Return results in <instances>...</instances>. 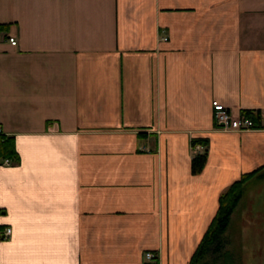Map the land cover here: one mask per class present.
I'll return each instance as SVG.
<instances>
[{
    "label": "crops",
    "instance_id": "crops-1",
    "mask_svg": "<svg viewBox=\"0 0 264 264\" xmlns=\"http://www.w3.org/2000/svg\"><path fill=\"white\" fill-rule=\"evenodd\" d=\"M0 131V264H189L264 166V0H0Z\"/></svg>",
    "mask_w": 264,
    "mask_h": 264
},
{
    "label": "trees",
    "instance_id": "trees-1",
    "mask_svg": "<svg viewBox=\"0 0 264 264\" xmlns=\"http://www.w3.org/2000/svg\"><path fill=\"white\" fill-rule=\"evenodd\" d=\"M242 115L252 120L255 127H259V113L253 114L250 111H243ZM191 148L201 147L202 151L197 153L191 160L190 172L198 175L202 172L207 160L208 140L206 138H195L190 142ZM0 159L15 160L16 153L11 139L0 138ZM264 170V166L257 170L243 175L239 180L232 183L218 199L217 211L211 220L206 232L202 236L189 264H240L242 261L241 251L236 253L229 249L230 228L232 216L235 213L240 201L243 198L245 188L250 181Z\"/></svg>",
    "mask_w": 264,
    "mask_h": 264
},
{
    "label": "rangeland",
    "instance_id": "rangeland-1",
    "mask_svg": "<svg viewBox=\"0 0 264 264\" xmlns=\"http://www.w3.org/2000/svg\"><path fill=\"white\" fill-rule=\"evenodd\" d=\"M229 237V249L242 253L240 264H264V175L247 184Z\"/></svg>",
    "mask_w": 264,
    "mask_h": 264
},
{
    "label": "built area",
    "instance_id": "built-area-1",
    "mask_svg": "<svg viewBox=\"0 0 264 264\" xmlns=\"http://www.w3.org/2000/svg\"><path fill=\"white\" fill-rule=\"evenodd\" d=\"M7 42L12 46L15 47L17 45V41L12 38L8 37ZM212 110H213V120L215 123V127L217 130L222 132H242V131H250L256 129L254 123L251 119L244 117L243 115L239 117H234L231 113L217 101H213L212 103ZM2 137L0 131V138ZM195 149H202L201 147H196ZM5 166L12 165V161L5 159L1 161ZM11 235V229L8 227L2 228L0 226V240H5ZM145 259L148 261H155L156 256L153 253H146Z\"/></svg>",
    "mask_w": 264,
    "mask_h": 264
}]
</instances>
